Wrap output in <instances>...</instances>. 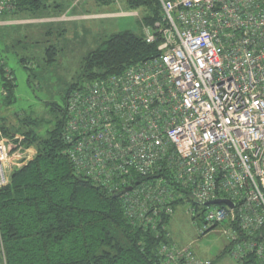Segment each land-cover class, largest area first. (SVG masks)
Masks as SVG:
<instances>
[{"label":"built area","instance_id":"2783aa9c","mask_svg":"<svg viewBox=\"0 0 264 264\" xmlns=\"http://www.w3.org/2000/svg\"><path fill=\"white\" fill-rule=\"evenodd\" d=\"M157 2L158 18L141 24L156 54L69 94L66 155L125 194L128 218L161 227L164 263L212 264L169 240L164 217L186 203L200 235L227 224L229 255L264 264V0ZM15 3L0 0V15ZM11 142L0 132V188L26 162ZM148 174L156 178L134 185ZM218 198L233 206L206 204Z\"/></svg>","mask_w":264,"mask_h":264},{"label":"trees","instance_id":"16d2710c","mask_svg":"<svg viewBox=\"0 0 264 264\" xmlns=\"http://www.w3.org/2000/svg\"><path fill=\"white\" fill-rule=\"evenodd\" d=\"M122 1L127 10L143 6L153 11L141 24L149 25L159 16L157 0ZM15 5V12L28 13L70 6L62 0H17ZM47 50L54 55L57 49L50 45ZM155 54L156 45L146 43L141 34L113 33L84 57L79 75L83 84L71 85L64 107L47 100L39 112L0 109V132L12 140L9 152L35 149L0 188V261L3 255L6 264H166L158 253L159 245L168 242L161 227L139 226L125 213V194L109 192L78 173L66 155L68 144L63 138L66 102L74 89ZM6 71L1 63L0 105L4 106L13 103L16 85L12 72ZM16 135L20 140L14 139ZM155 178L148 174L134 185ZM167 220L164 217V223ZM239 264L257 263L250 256Z\"/></svg>","mask_w":264,"mask_h":264},{"label":"rangeland","instance_id":"374dc122","mask_svg":"<svg viewBox=\"0 0 264 264\" xmlns=\"http://www.w3.org/2000/svg\"><path fill=\"white\" fill-rule=\"evenodd\" d=\"M62 1L70 7L75 6V1ZM76 1L77 4L84 0ZM83 7L87 15H99L100 18L59 24L57 21L67 19L59 13L68 9L67 5L62 10L50 6L30 13L20 10L15 12V5L12 11L0 15V64L12 72L16 83L13 103L8 106L2 104L0 109L7 108L11 112H39L43 108V102L47 100L64 107L65 96L71 85L77 81L80 85L83 84L79 75L84 57L113 33L130 30L141 34V19L153 13L151 9L143 6L136 10H127L122 0L109 3L102 0H86ZM121 12L128 14L119 15ZM103 13L114 15L101 17ZM46 17L60 20L52 18V24L47 25L49 22L46 24L43 20ZM50 45L57 49L54 55L47 50ZM52 55L54 60L49 61ZM1 85L0 78V100ZM27 149L18 152H26ZM25 156L26 160L29 159L27 153ZM186 207V203L176 204L166 222L170 242L179 248L189 247L198 258L207 259L212 264H239L224 251V248L230 245L223 234L228 230L227 224H219L200 235L197 226L201 225L202 220L196 217L193 223L191 216L186 213Z\"/></svg>","mask_w":264,"mask_h":264},{"label":"crops","instance_id":"0c3cea01","mask_svg":"<svg viewBox=\"0 0 264 264\" xmlns=\"http://www.w3.org/2000/svg\"><path fill=\"white\" fill-rule=\"evenodd\" d=\"M75 2H74V5L75 6H73V7H70V6H68V9H66V10H63L62 12H59L63 17H65V18H67L65 21H57V22H60L59 24H62V22H68L69 24H72V23H74V22H78V21H87V20H93V19H97V18H100V16L98 15V17H94V16H92V15H90V14H86L87 13V11L84 9V7H83V5L85 4V2H86V0H84L83 2L82 1H79L77 4H76V0H74ZM79 3H80V6L78 7V5H79ZM126 13V12H125ZM85 14L87 15L86 17H85ZM128 14V13H127ZM59 15V14H58ZM112 15H114V14H110V13H107V14H105V13H103V14H101V17H103V16H112ZM92 17H94V18H92ZM52 18H54V19H57V18H55V17H46V18H44L43 20H45L46 21V24H47V22H49L47 25H49V24H52L51 23V20H53ZM57 20H60V19H57ZM68 20V21H67ZM31 152H30V151ZM27 151H29L28 153H27ZM26 153L28 154V156H30L29 157V159L27 158V160H26V162L28 161V160H30L32 157H33V155L35 154V149H34V147H29L27 150H26ZM25 162V163H26Z\"/></svg>","mask_w":264,"mask_h":264},{"label":"water","instance_id":"95a60500","mask_svg":"<svg viewBox=\"0 0 264 264\" xmlns=\"http://www.w3.org/2000/svg\"><path fill=\"white\" fill-rule=\"evenodd\" d=\"M130 187H127L126 190H129ZM226 204V205H229L230 207L233 206V203L230 202L229 200L227 199H223V198H218V199H214L212 201H209V202H206V204Z\"/></svg>","mask_w":264,"mask_h":264},{"label":"bare ground","instance_id":"6f19581e","mask_svg":"<svg viewBox=\"0 0 264 264\" xmlns=\"http://www.w3.org/2000/svg\"><path fill=\"white\" fill-rule=\"evenodd\" d=\"M29 154V153H28ZM30 157V156H29Z\"/></svg>","mask_w":264,"mask_h":264}]
</instances>
